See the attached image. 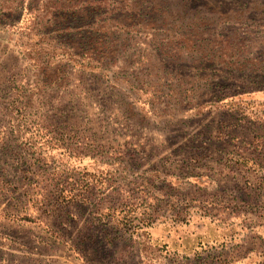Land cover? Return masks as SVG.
Masks as SVG:
<instances>
[{"label":"rangeland","instance_id":"rangeland-1","mask_svg":"<svg viewBox=\"0 0 264 264\" xmlns=\"http://www.w3.org/2000/svg\"><path fill=\"white\" fill-rule=\"evenodd\" d=\"M0 264H264V0H0Z\"/></svg>","mask_w":264,"mask_h":264}]
</instances>
